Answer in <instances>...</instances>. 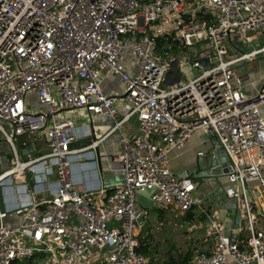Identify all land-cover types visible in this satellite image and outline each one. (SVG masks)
<instances>
[{
    "label": "built area",
    "instance_id": "1",
    "mask_svg": "<svg viewBox=\"0 0 264 264\" xmlns=\"http://www.w3.org/2000/svg\"><path fill=\"white\" fill-rule=\"evenodd\" d=\"M260 31L264 0H0V134L13 154L0 185L8 189L13 175L21 178L19 200L6 191L11 206L0 211V264L37 255L45 264H91L100 257L103 264H149L138 251V195L150 192L163 212L192 210L195 184L182 182L168 163L170 152L199 131L215 136L228 159V197L236 199L242 222L227 235L226 223L203 211L214 249L191 264H264L255 212L264 200V80L250 97L235 71L264 47L239 54L228 46ZM159 38L197 48L192 67L200 73L165 86L172 62L184 63L171 46L160 53ZM110 74L123 85L122 102L103 89ZM30 96L47 110L31 109ZM68 110L113 122L109 134L138 119L139 130L123 138L113 158L125 173L122 185L78 189L73 168L94 159L97 142L73 148L75 120L60 119ZM30 132L44 134L48 152L24 160L14 135ZM30 178L38 182L35 190ZM44 192L50 197H40ZM12 212L16 227L4 221Z\"/></svg>",
    "mask_w": 264,
    "mask_h": 264
},
{
    "label": "crops",
    "instance_id": "2",
    "mask_svg": "<svg viewBox=\"0 0 264 264\" xmlns=\"http://www.w3.org/2000/svg\"><path fill=\"white\" fill-rule=\"evenodd\" d=\"M239 74H241V71H239ZM239 78H243V90L250 97L257 93L264 80V77L252 79L248 76H243ZM102 86L105 92L117 94V97L121 99L120 102L123 101L124 90L118 76L111 74L107 75L103 80ZM31 98H33V96H30V100ZM35 103L37 106L32 108V105L31 109L42 110L44 112L47 110L46 106L39 105L37 98ZM123 111L124 110L120 112L122 116L124 114ZM80 115L81 112L78 110H68L60 115V119L73 118L78 127L79 136H77L78 138L73 143V148H85L97 142L96 147L91 150L94 159L83 160L84 162L79 163V165L73 168L74 179L77 182L78 189L82 191L91 186H103L107 190H113L117 186L122 185L125 181V173L122 171L121 166L113 162V158L120 153L123 138L133 136L137 133L139 130V121L136 117H133L124 124L120 131L109 134L114 125L113 122L98 119L94 116L91 118V116ZM85 133L88 134L87 137L83 135ZM34 134L36 133L30 132L26 134L28 144L34 142L36 146L35 152L31 155L32 157L42 156L48 152L47 140L44 134H40L42 139V143L40 144L37 138L33 137ZM220 148L215 136L199 131L191 136L186 146L181 149H174L170 152L168 166L171 171L176 174L182 182L195 184V191L193 193L195 205L192 210L185 214L175 209L163 212L158 210L152 203L150 192L140 193L137 198V212L141 224V246L149 245L152 247L158 245L164 247L171 244V242H169L170 237H174L178 240L177 229L183 227V225L179 226V223H176V221L179 217H185L187 215V221L185 220L187 223L194 224L198 223L200 218L203 219L202 222L199 221L200 223L198 225L194 224L192 228L196 227L198 229L202 227L199 233L202 236L205 235V237L210 238L212 242L209 251L204 253L212 252L214 249V242L209 234L210 222L206 215L203 214V211H207L216 222L218 220L224 221L227 225V235L235 231L234 224L238 208L234 209L227 206L228 201L231 199L228 197V192L233 189V186L228 181L227 175L222 173L217 177H209L205 180L202 179L203 176L207 175V173L203 171L202 160L206 156H212V152L216 149L220 150ZM200 153L204 155H199ZM21 158L24 160L28 159L27 155ZM199 164H201V168ZM212 164L215 166V161H213ZM12 168L13 154L11 146L0 134V176L10 171ZM197 170H199V172L194 174ZM191 175H194L193 179H190ZM12 180L14 183L11 187H7L8 189H4V187L0 185V211H6L11 206V200L8 198L6 191H11L10 195L14 198V202L19 200L18 194H20V188L18 189L17 186L21 182V178L13 175ZM56 180L55 175L50 176L47 183L54 184ZM30 181L33 188L35 184L38 183L33 178H30ZM40 197L49 198L50 196L48 192H44L40 194ZM255 212H257L258 215H264V205L261 204V202L257 203ZM191 215L192 220L190 219ZM4 221L7 226L11 227H16L19 223L18 216L15 212L8 214ZM175 231H177V234H175ZM151 235H153L152 239L150 237ZM152 259L154 261L153 264H161L163 261L162 256L159 254H155Z\"/></svg>",
    "mask_w": 264,
    "mask_h": 264
},
{
    "label": "rangeland",
    "instance_id": "3",
    "mask_svg": "<svg viewBox=\"0 0 264 264\" xmlns=\"http://www.w3.org/2000/svg\"><path fill=\"white\" fill-rule=\"evenodd\" d=\"M228 46L232 50L235 47L236 49L233 50V52L239 54L249 52L252 49L264 47V31L251 33L245 38H240L239 42L237 43V46L235 44H233V46ZM175 52L179 55L180 61L184 63V67L180 66V69L182 83H186L189 81V79H191L192 77H196L200 73V70H197L192 67L194 61L196 60L197 48L182 49L178 47L173 53ZM184 56H186V60H184ZM236 71L239 77L248 76L252 79L264 77V53L258 55L256 58L250 61H246L239 64L236 67ZM239 71H241V74H239ZM35 100V96H33V98H31L30 100V106L33 105L32 108L37 106ZM260 111L261 114L264 115V106L260 108ZM33 137H36L40 144L42 143L41 135L39 133L34 134ZM261 204L264 205V200H262ZM227 206L235 209L237 207L236 200L231 198L228 201ZM187 217V215L185 217L181 216L176 221V223H179V226L183 225V227L177 229L178 240H176L174 237H170L169 242H171V246H152L156 251V254L162 256L163 261L161 264H165L172 260L176 262L181 261L187 255H190L191 257L193 256V258H195L197 255L209 251L212 242L210 241V238L205 237V235L202 236L199 233L202 227L198 229L196 227L192 228L194 224L198 225L200 222L203 221V219L200 218V222L198 221V223L191 224L186 222ZM257 226L264 230V215H257ZM177 231H175V234H177ZM150 237L152 239L153 235H151ZM45 262L46 261L41 260V258L38 257L37 259L33 260L32 263H30V260H28L25 262V264H45ZM91 264H103V258L100 257L99 259H97V261L91 262Z\"/></svg>",
    "mask_w": 264,
    "mask_h": 264
},
{
    "label": "water",
    "instance_id": "4",
    "mask_svg": "<svg viewBox=\"0 0 264 264\" xmlns=\"http://www.w3.org/2000/svg\"><path fill=\"white\" fill-rule=\"evenodd\" d=\"M203 64L206 63V61L202 62ZM181 70L179 67V61L178 60H174L171 64V70L170 72L167 74L165 81H164V85L167 87H172L174 85L180 84L181 83ZM259 101V98H253L251 99L249 102H257ZM92 118V116H91ZM93 126V123H92ZM14 140L19 148V153L21 157H24L25 155L28 154H32L35 152L36 150V146L34 142H31L30 144H28V140H27V135H22V136H17L14 135ZM213 161H215V166L212 164ZM202 165H203V171L207 173L206 176H203L202 179H208L209 177H217L218 175L224 173V174H228V172L230 171V167H229V163H228V159L225 156V154L223 153V151L221 150H215L212 152V156H206L203 160H202ZM199 167L201 168V164H199ZM200 170V169H199ZM199 170L196 171L197 174L199 172ZM201 172V170H200ZM209 173V174H208ZM194 175H191L190 179H193ZM236 200V199H235ZM237 203V201H236ZM237 208V207H236ZM241 222H242V213L241 211L238 209L237 213H236V218H235V224H234V229L238 230L241 226Z\"/></svg>",
    "mask_w": 264,
    "mask_h": 264
},
{
    "label": "trees",
    "instance_id": "5",
    "mask_svg": "<svg viewBox=\"0 0 264 264\" xmlns=\"http://www.w3.org/2000/svg\"><path fill=\"white\" fill-rule=\"evenodd\" d=\"M158 45H159V51H160V53H163L164 50H169V47L168 46H171V48L174 49V50L176 49V44L173 43L172 39H169V40L165 41L164 39L159 38ZM190 219L192 220V215H191V218ZM138 251H139V253H141L142 255H144L146 258H148L149 264H153L154 263L152 257L155 256L156 251L154 250L153 247H150L149 245L148 246L147 245L146 246L144 245V246H141ZM37 258H38V255L35 256V257H33V258H31L30 259V263H32L33 260H35ZM191 261H192V257L190 255H187L181 261L176 262V261L172 260V261L167 262L165 264H191Z\"/></svg>",
    "mask_w": 264,
    "mask_h": 264
},
{
    "label": "bare ground",
    "instance_id": "6",
    "mask_svg": "<svg viewBox=\"0 0 264 264\" xmlns=\"http://www.w3.org/2000/svg\"><path fill=\"white\" fill-rule=\"evenodd\" d=\"M19 170H22V169H19Z\"/></svg>",
    "mask_w": 264,
    "mask_h": 264
}]
</instances>
